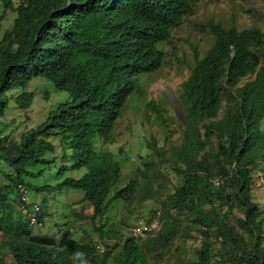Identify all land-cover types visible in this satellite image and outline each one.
<instances>
[{
    "label": "trees",
    "instance_id": "1",
    "mask_svg": "<svg viewBox=\"0 0 264 264\" xmlns=\"http://www.w3.org/2000/svg\"><path fill=\"white\" fill-rule=\"evenodd\" d=\"M193 1L1 0L5 10H14L16 17L12 28L0 38V115L9 106L7 92L13 88L23 89L15 96L16 103L30 106L34 92L24 89L36 77L51 81L69 97L50 110L41 124L23 131L18 143L7 146V136L0 138V212H4L0 231L6 228L4 221L11 222L8 209L12 193L19 196L23 208L29 207L21 187H29L27 175L42 174L30 166L51 161L46 155L58 153V147L62 154L65 148L70 150L72 166L85 172L78 178L67 176L56 186H35L37 189L83 190L92 204L93 222L106 215L115 199L132 195L137 180L115 190L121 162L111 150L97 144L115 140V122L123 106L141 89L142 75L162 67L160 44L169 39ZM3 18L4 13L0 15V33ZM209 26L214 42L203 56L195 48L197 61L183 82L181 100L186 119L175 166L180 181L162 202L165 213L159 227L142 239L128 229V237L114 256L118 264H145L147 251L163 239L169 244L170 236L179 232L178 222L169 214L173 208L193 215V221L201 225L202 244L195 264H213V236L227 255L246 264H264V210L251 197L253 171L258 164L264 171V33L259 26L239 29L213 20ZM250 75L253 78L240 84ZM226 92L232 94L233 104L218 119ZM213 134L219 138L218 159H223L216 172L199 158ZM148 146L157 156H165L154 137ZM217 176L222 179L219 187L213 182ZM233 197L243 207L245 216L240 223L248 238L223 211ZM27 213L29 225L30 211ZM42 217L39 212L38 218ZM105 224L97 226L101 236ZM17 230L22 240L13 236L7 240L15 264H80L74 258L76 252H83L91 264H107L110 257L107 249L98 252L93 238L81 242L70 236L56 239L33 234L21 222Z\"/></svg>",
    "mask_w": 264,
    "mask_h": 264
},
{
    "label": "rangeland",
    "instance_id": "2",
    "mask_svg": "<svg viewBox=\"0 0 264 264\" xmlns=\"http://www.w3.org/2000/svg\"><path fill=\"white\" fill-rule=\"evenodd\" d=\"M3 13L0 38L5 30L12 28L16 17V12L5 10L0 0V15ZM212 20L225 26L234 24L239 29L259 26L264 33V0H194L190 10L172 28L169 39L160 44L164 51L162 67L152 73H144L141 89L129 96L123 106L115 122V140L99 141L97 144L98 148L111 150L115 159L121 162L122 172L115 190L127 185L131 179L137 180L138 187L130 197L115 199L106 215L93 222L92 204L83 190L64 187L61 191H49L35 187L56 186L67 176L78 178L85 172L83 168L72 166L73 158L68 156L70 150L65 148L62 154V149L58 147L56 155L49 152L46 158L51 161L30 166L32 171L42 170V174L26 176L30 183L25 193L30 201L28 206L31 202L41 206L39 212L43 214L44 223L29 226L28 213L20 204L19 196L12 193L8 209L11 222L4 221L6 228L0 231V264H15L7 240L10 236L22 240L17 230L19 222L30 227L33 234L52 235L56 239L70 236L87 242L93 238L96 244L102 243L106 252L110 253L107 264H118L114 256L120 252L123 241L128 237L129 227L141 217H152L154 211L162 208V202L180 181L175 166L178 165L177 148L182 141L186 119V109L181 100L183 82L197 61L195 48L199 50V56H203L214 42L209 26ZM261 64L264 66V59ZM248 78H253V75L243 79L240 84ZM24 90L34 92L30 106L24 108L16 103L15 96L23 89L13 88L7 92L10 96L9 106L5 114L0 115V138L7 136V146L13 141L18 143L23 131L41 124L50 110L69 97L67 91L58 90L43 77L30 81ZM231 104L233 96L226 92L218 111V119L223 117ZM262 129L264 131V120ZM153 137L158 146L165 150L162 158L148 146ZM54 142L58 144L57 139ZM218 148L219 138L213 134L199 153V158L205 160L215 172L218 163L223 161L222 158L218 159ZM64 165L67 169L62 170ZM261 166L258 164L253 171L251 197L264 210V171L260 169ZM223 211L228 213L231 223L248 238L247 231L240 223L245 214L239 201L233 197L229 208L224 206ZM162 213H165L164 209ZM3 214L1 211L0 216ZM169 214L172 221L178 222L179 232L170 236L169 244L166 245L163 239L155 249L147 251L145 264H195L197 251L202 244L201 225L195 223L194 216L187 212L182 214L173 208ZM103 223H106L103 226L105 232L101 236L97 226ZM211 243L213 264L219 261L220 264H246L241 259L227 255L215 236L211 238ZM87 264L91 263L87 261Z\"/></svg>",
    "mask_w": 264,
    "mask_h": 264
},
{
    "label": "built area",
    "instance_id": "3",
    "mask_svg": "<svg viewBox=\"0 0 264 264\" xmlns=\"http://www.w3.org/2000/svg\"><path fill=\"white\" fill-rule=\"evenodd\" d=\"M216 187H219L222 183V179L220 177H216L213 180ZM21 191H25L24 187H21ZM24 199L28 200L27 197L23 196ZM40 209V206L38 204H32L30 211V223L31 224H41V222L38 219L37 212ZM161 212L158 211L156 215L152 218V221L149 222L146 218L141 217L137 223L130 227V230L132 231V235L135 236L137 239L145 238L148 233L159 227L161 225ZM98 248L100 250H104V247L102 245H98Z\"/></svg>",
    "mask_w": 264,
    "mask_h": 264
},
{
    "label": "clouds",
    "instance_id": "4",
    "mask_svg": "<svg viewBox=\"0 0 264 264\" xmlns=\"http://www.w3.org/2000/svg\"><path fill=\"white\" fill-rule=\"evenodd\" d=\"M215 179V178H214ZM27 189L28 188H26L25 189V193H26V191H27ZM24 196L25 197H27L25 194H24ZM27 199H28V197H27ZM28 202H30L29 201V199L27 200ZM32 204H38V203H36V202H31V205L27 208V207H25L24 208V210H26V213L31 209V206H32ZM39 205V204H38ZM40 206V205H39ZM91 210H93V208L91 207ZM39 211H41V206H40V209L38 210V212ZM158 211H160L161 212V218H162V210H161V208H159L157 211H156V214L158 213ZM38 212H37V216H38ZM155 214V215H156ZM154 216H152V217H150V218H153ZM150 218H146L148 221L150 220ZM160 218V219H161ZM39 219V218H38ZM139 220V219H138ZM137 220V221H138ZM39 221L41 222V224H36V225H38V226H40V225H42L43 223H44V221L43 220H40L39 219ZM137 221L133 224V225H135L136 223H137ZM152 221V220H151ZM150 222V221H149ZM29 225H34V224H29ZM133 225H131V226H133ZM130 226V227H131ZM130 227H129V229H130ZM98 245H102V243H99V244H97V249H98V252L99 253H101V252H103L102 250H100L99 248H98ZM103 246V245H102ZM104 247V246H103ZM104 249H105V247H104ZM85 257V254L83 253V252H76L75 254H74V258L76 259V260H78V261H80V264H87V261H86V259L84 258Z\"/></svg>",
    "mask_w": 264,
    "mask_h": 264
}]
</instances>
